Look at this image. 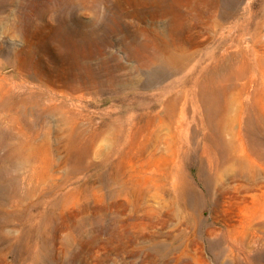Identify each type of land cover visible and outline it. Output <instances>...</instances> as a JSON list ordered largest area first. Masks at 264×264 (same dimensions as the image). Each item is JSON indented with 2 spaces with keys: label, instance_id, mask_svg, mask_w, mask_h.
<instances>
[{
  "label": "rangeland",
  "instance_id": "374dc122",
  "mask_svg": "<svg viewBox=\"0 0 264 264\" xmlns=\"http://www.w3.org/2000/svg\"><path fill=\"white\" fill-rule=\"evenodd\" d=\"M0 264H264V0H0Z\"/></svg>",
  "mask_w": 264,
  "mask_h": 264
}]
</instances>
